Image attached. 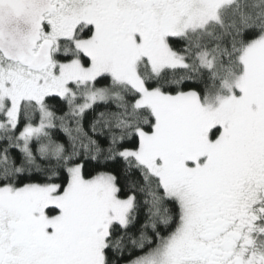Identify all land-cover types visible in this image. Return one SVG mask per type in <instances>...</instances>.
Listing matches in <instances>:
<instances>
[{
	"label": "snow or ice",
	"instance_id": "6c2138e0",
	"mask_svg": "<svg viewBox=\"0 0 264 264\" xmlns=\"http://www.w3.org/2000/svg\"><path fill=\"white\" fill-rule=\"evenodd\" d=\"M0 264H264V0H0Z\"/></svg>",
	"mask_w": 264,
	"mask_h": 264
}]
</instances>
